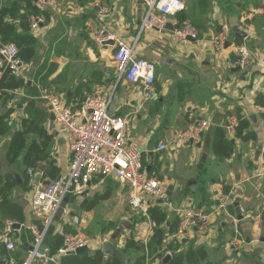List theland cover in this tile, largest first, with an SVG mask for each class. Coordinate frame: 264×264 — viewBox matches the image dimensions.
I'll use <instances>...</instances> for the list:
<instances>
[{
	"label": "crops",
	"instance_id": "crops-1",
	"mask_svg": "<svg viewBox=\"0 0 264 264\" xmlns=\"http://www.w3.org/2000/svg\"><path fill=\"white\" fill-rule=\"evenodd\" d=\"M6 1L0 0V6ZM55 1V6L41 9L32 0L43 11L44 21L38 29H30L36 38L35 56L29 62L22 61L20 72L15 75L23 79L24 85L9 91L12 97L0 105V114L11 111L6 119L10 132L20 129L23 119H32L44 128L51 135L50 155L60 168L57 178L65 177L71 156L66 132L56 123L57 129L51 128L54 117L40 98L41 89L59 93L74 109L82 96L95 90L102 91L104 96L111 95L108 111L127 121L129 139L137 141L144 151V173L168 185V200L154 202V205L167 213L168 221L178 220L175 209L188 203L210 213V227L205 235L193 229L185 237L172 238V233L166 232L163 243L177 245L176 251L180 253L204 248L206 256L194 264H264V241L261 240L264 224L260 217L264 211V115L255 111L256 107H264L256 104V99L260 103L264 101V0H183L185 9L171 16L170 22L173 27L180 22L190 23L198 30L201 37L194 40V47L189 40H172L170 30L158 33L146 29L142 38L139 23L145 13L143 0ZM100 6L107 7L108 13L100 15ZM253 9L259 12L253 15ZM182 18L185 19L183 22L180 21ZM100 21L128 43L135 38L139 40L136 56L153 62L158 71L154 100L143 102L139 86L116 75L111 58L113 48L111 45L98 46L93 40V30ZM244 21L252 26L247 45L252 38L255 41L253 47L248 46L254 55L247 72L232 67L236 58L233 52L237 45L235 37H240L237 32L242 31ZM219 38L225 41L223 47L217 48L214 40ZM239 117L247 121L242 133L253 132L254 138L242 140L236 136ZM201 120L206 122V128L195 140L155 151L159 141L170 142L178 129ZM231 121L236 123L233 128L228 127ZM217 129L225 131V138L232 143L233 151L229 156L218 155L212 149ZM31 137L33 134H29L28 141ZM9 139V134L0 137V174H11L17 182L10 192L11 199L28 203L35 188L49 178L42 180L41 173L33 168V174L29 175L27 168L30 189L22 190L24 166L20 159L7 162L5 158ZM42 168L40 166L39 170ZM91 179L93 183L82 192L70 195L81 194L77 207L95 192L107 194V197L99 199L89 211L79 208L80 214L69 213L82 219L78 226L84 223L83 216L98 214L99 207L117 212L123 206L124 211H128V203L123 204V199L127 201L128 197L127 187L109 176L94 175ZM184 181L185 185L181 186ZM220 195H228L226 208L214 211L218 203L216 197ZM236 201L242 219H238ZM25 213V222L14 231L15 249L7 251L0 241V264H7L10 255L23 259L31 248L33 237L28 226L35 215L28 205H25ZM214 213L218 215L213 216ZM136 215L138 220L124 215L123 222L127 221V228L137 232L138 237L147 236L150 240L158 226H165L164 222L157 221V226L149 232L147 221L140 213ZM68 219L60 218L55 230L64 224L77 229L78 226L70 223L72 219ZM110 236L100 235L97 248L101 247L103 238L107 237L108 241ZM125 243L116 240L118 254ZM167 251L170 254L158 250L156 254L162 256L155 254L146 260V264H165L162 259L166 255L171 259L173 250ZM140 253H144L140 246L132 250L125 256L126 264H133ZM58 259L59 255L49 257L45 252L35 264H60ZM195 259L193 256L192 260Z\"/></svg>",
	"mask_w": 264,
	"mask_h": 264
},
{
	"label": "built area",
	"instance_id": "built-area-1",
	"mask_svg": "<svg viewBox=\"0 0 264 264\" xmlns=\"http://www.w3.org/2000/svg\"><path fill=\"white\" fill-rule=\"evenodd\" d=\"M145 13L139 23V33L146 29L155 30L158 33L169 31L167 23L170 17L175 16L185 9L183 0H143ZM35 5L39 8L55 6V0H35ZM99 14L105 15L108 9L105 6L98 7ZM258 9H253L252 14L258 13ZM41 15H30L29 26L31 30L38 29L43 22ZM241 30L245 33L243 41L233 48L236 56L232 67L241 72H247L252 64L254 52L247 45L251 37L252 26L249 22H242ZM173 37L178 41H187L188 37L198 40L199 32L190 23H180L175 25L172 30ZM93 40L98 46H105L106 41L112 40L113 48L112 60L115 65L116 75L128 83L138 85L143 102H149L156 97V66L153 62L136 56L135 49L137 39L131 43L118 37L108 28L104 22L100 21L93 30ZM224 38L214 40V45L219 48L224 45ZM19 47L13 43L0 46V54L3 60L0 66L9 71L11 75L20 72L22 61L18 57ZM40 98L49 107L54 121L66 132L68 147L71 152L69 159V170L65 177L53 178L45 184L35 188L30 197L31 209L35 219L41 222V228L36 224L28 226L33 240L31 248L23 259L9 256L7 264H35L42 259L47 252H40V246L50 229L56 213L67 194L75 195L80 193L82 188H86L90 179L94 175L109 176L118 181L128 189L127 203L131 211L140 213L142 218L147 221L149 232L157 226V221L150 218L148 208L152 202L163 203L166 201L169 191L168 185L159 178L148 177L142 169L143 149L137 141L129 139L127 121L116 115L109 113L108 107L110 96H104L102 91L95 90L85 95L84 99L78 104L77 108L68 104L62 95L49 89H41ZM257 114L264 115V107H256ZM235 121L228 125L233 128ZM206 122L195 121L184 128L175 132L170 142L159 141L155 151H164L170 145H181L195 140L203 129ZM29 175L33 174V169L27 170ZM151 199L153 201H151ZM218 203L216 210H225L228 195L216 197ZM244 212V210H241ZM178 216V223L175 232L171 237H185L190 231L196 229L200 235H205L210 227V213L199 209L191 203L179 206L175 209ZM78 226L82 219L78 216H70L66 207L60 218ZM255 218V217H254ZM13 219H4L0 224V241L4 244L7 251H13L15 244L13 241L15 224ZM21 226V223H20ZM63 236V244L58 249L57 255L74 253L78 248L86 246L93 241L82 234H72L64 231L63 225L56 230ZM138 233L125 228L117 241L123 243L129 240L138 241L143 252L148 255L147 236L138 237ZM107 237L103 238V242ZM98 242V240L96 241ZM170 254L165 251V254Z\"/></svg>",
	"mask_w": 264,
	"mask_h": 264
},
{
	"label": "trees",
	"instance_id": "trees-1",
	"mask_svg": "<svg viewBox=\"0 0 264 264\" xmlns=\"http://www.w3.org/2000/svg\"><path fill=\"white\" fill-rule=\"evenodd\" d=\"M180 13V12H179ZM43 11L38 9L32 2V0H8L4 5L0 6V46L10 42L15 43L20 51L18 57L23 62H29L35 56L36 38L32 34L29 26L28 17L30 15H42ZM182 18L180 21H184ZM181 23V22H180ZM201 35H199V38ZM242 37H235V42L240 44ZM2 74L0 76V105L6 103L12 96L8 93L11 90L19 88L24 85L23 79L15 75H11L9 71L0 66ZM85 97V96H84ZM82 96L77 103L84 99ZM258 98V97H257ZM256 104L264 106V101L259 102L256 99ZM11 111L0 114V137L9 134V142L5 151V158L7 162H14L20 159L21 164L24 166L22 172V183L20 187L24 191L30 189L29 182L30 177L26 172L27 168H33L41 173L40 178H57L60 173V168L56 165L55 160L50 155L49 143L51 141V135L46 130L40 127L32 119H23L22 127L18 130L10 132V125L6 122L8 115ZM247 121L245 119L238 118L237 125L235 126V134L242 140H248L254 138L253 132L242 133ZM29 134H33V137L28 141ZM223 146L224 149H219ZM214 152L218 155L229 156L232 151V143L225 138V131L222 129L216 130V138L214 145L212 146ZM40 166H43L42 170H39ZM90 183L93 180L90 179ZM17 185L15 178L11 174H0V220L13 219L18 223H24L26 220L25 205H31L28 203L20 202L11 199L10 192ZM224 192H228L227 188H224ZM107 194L99 195L95 192L91 198H85L79 203V208L85 211L91 210L99 199L106 198ZM73 200L70 197L69 201ZM157 201H155L156 203ZM32 211V209H31ZM33 212V211H32ZM148 214L150 218L164 222L165 226H158L152 233L150 240L148 241V255L140 253L134 259L133 264H146V260L154 256L158 250H173L171 259L165 264H194L198 259H203L206 256V250L204 248L187 249L184 253L176 251L177 245L164 244L163 240L165 233H173L176 230L178 220L168 221L167 213L163 211L159 205L153 204L148 208ZM169 222V223H168ZM33 224H36L41 228V222L37 219L32 220ZM113 223H107L103 225L100 232L109 231L113 228ZM64 231L72 234H76L77 231L70 225H63ZM63 244V236L59 234L55 229L48 239L47 255L49 257L57 255L58 249ZM140 243L134 240L126 241L121 248L120 253L117 255L105 254L100 248L90 250L86 249L79 254L68 253L65 255H59L60 264H126V257L133 250H137ZM143 249V247H142ZM156 256H162L161 253ZM196 256L195 260L192 257Z\"/></svg>",
	"mask_w": 264,
	"mask_h": 264
},
{
	"label": "rangeland",
	"instance_id": "rangeland-1",
	"mask_svg": "<svg viewBox=\"0 0 264 264\" xmlns=\"http://www.w3.org/2000/svg\"><path fill=\"white\" fill-rule=\"evenodd\" d=\"M146 31V30H145ZM145 31L142 32V38L144 37ZM166 32V31H165ZM164 32V33H165ZM168 32V31H167ZM138 35V33H137ZM169 35V34H168ZM171 35H173V33H171ZM171 35H169L171 37L172 40H174V37H172ZM138 37L140 38V34L138 35ZM138 38V39H139ZM136 39V38H135ZM139 41V40H137ZM255 41L254 38H252L251 42L248 44L249 47H253ZM189 44L194 47V45L196 44L195 41H189ZM110 48V47H107ZM263 67V66H262ZM264 68V67H263ZM52 123L54 124L55 122L52 121ZM59 127V126H58ZM53 130L57 129V126L54 124V126L51 127ZM60 128V127H59ZM61 129V128H60ZM172 152V151H171ZM193 172L194 169L191 168ZM179 171V170H178ZM182 172L186 171L185 169L181 170ZM193 176V175H192ZM167 182V181H166ZM168 183V182H167ZM185 185V181L181 184V186ZM85 188H82V190H80V192H82ZM194 194H196L194 192ZM81 197V194L76 195L73 197V200L69 201L66 205L69 213H76V214H80L81 210H79V208L77 207V199H79ZM123 198H125V195H123ZM168 200V197L167 199ZM151 201H153L151 199ZM127 201H125L123 199V204L124 206L126 205ZM154 204V202H152V205ZM185 205V204H184ZM182 206V205H181ZM95 216L93 217H88V216H83L84 218V223L81 226H78L76 231L78 234H82L87 236L90 239H93V241L88 245V249H93V248H97L96 245V241L99 240L101 237L100 235H111L113 233V231L121 224L123 223V217L124 215H126V217L130 218L133 217L135 220H138L137 215L135 213V211H130L128 209V211H124L123 206L121 207L120 211L117 212H113L110 209H102V208H98V214H96V212L94 213ZM109 215V216H108ZM217 216L218 214L214 213L213 216ZM108 221H112L114 223L113 228H111L109 231L107 232H103L101 233L100 230L103 227V225H105L106 223H108ZM127 222V221H124ZM129 224V223H128ZM123 232V231H122ZM76 233V234H77ZM121 235V234H120Z\"/></svg>",
	"mask_w": 264,
	"mask_h": 264
},
{
	"label": "water",
	"instance_id": "water-1",
	"mask_svg": "<svg viewBox=\"0 0 264 264\" xmlns=\"http://www.w3.org/2000/svg\"><path fill=\"white\" fill-rule=\"evenodd\" d=\"M167 29L172 31L173 30V26H172V23L169 21L167 23ZM238 33V36L240 37H244L245 36V33L243 31H239L237 32ZM187 40L189 41H194V39L192 37H188ZM113 41L112 40H108L106 41V45H113ZM0 59L3 60V56L0 54ZM158 74V71L156 70L155 71V75L157 76ZM192 142V141H190ZM69 198H70V194H67L66 197L63 199L62 203H61V206L59 207L57 213H56V216L52 222V225L50 227V229L47 231L46 233V236L43 240V243L42 245L40 246V252L43 253L45 248L48 246V239L50 237V235L53 233L54 229H55V226L58 224V222L60 221V217L63 213V209L66 207L67 203L69 202ZM235 207H236V213L238 215V219H242V215L240 214V207H239V202L236 201L234 203ZM261 220H263V224H264V211L262 212L261 214ZM15 228H20V223H16L15 225ZM128 227V222H123L121 223L114 231L113 233L111 234L110 238L108 239V241H104L100 247L101 251H103L104 253H107V254H113V255H116L118 254V250L116 248V245H115V242L116 240L118 239V237L120 236V234L122 233V231ZM262 241H264V237L261 238ZM87 247L86 246H83V247H80L78 248L74 253L75 254H79L81 253L82 251L86 250ZM170 259V256L169 255H166L163 259H162V263H166L167 260Z\"/></svg>",
	"mask_w": 264,
	"mask_h": 264
}]
</instances>
